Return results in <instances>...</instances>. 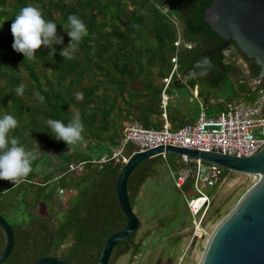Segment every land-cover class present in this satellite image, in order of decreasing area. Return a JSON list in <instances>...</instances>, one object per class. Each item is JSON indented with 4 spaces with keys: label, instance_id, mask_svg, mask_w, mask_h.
Returning <instances> with one entry per match:
<instances>
[{
    "label": "trees",
    "instance_id": "1",
    "mask_svg": "<svg viewBox=\"0 0 264 264\" xmlns=\"http://www.w3.org/2000/svg\"><path fill=\"white\" fill-rule=\"evenodd\" d=\"M211 2L0 0V115L16 117L18 125L9 135L18 136L33 157L31 172L19 183L0 180V216L8 222L14 237L13 250L2 264H34L46 257L68 264L97 262L106 239L126 225L115 182L124 160L136 149L128 145L117 161L99 164L98 160L108 158L118 147L128 123L161 130L166 121L174 132L198 117L185 115L174 103L163 116L162 79L171 70L172 58H177L179 74L189 79L191 96L196 88L203 106L209 112L218 111L215 116L230 103L254 99L242 70L230 59L241 58L249 78H258V67L233 42L220 53L215 51L224 41L204 22V12ZM30 3L42 10L46 20L56 22L57 35L64 37L62 44L41 46L32 60L12 48L11 33L15 16ZM70 14L79 16L88 28L71 60L59 54L70 41L65 27ZM179 37L191 48L175 47ZM52 48L56 49L54 53ZM203 56L211 59L212 67L206 75L193 77L191 73L199 71L196 62ZM20 83L26 85L23 95L15 92ZM78 92L83 93L82 100L77 99ZM37 93L45 99L40 101ZM76 114L84 126L81 141L67 145L50 135L47 118L62 119L67 124ZM87 142L92 143V153L80 150ZM49 148L61 154V161L52 170H43L41 163L50 155ZM78 163H84L82 173H70L68 166ZM181 166L175 156L141 162L127 182L132 210L148 179L158 176L161 168L176 172ZM227 174L223 170L220 183ZM192 184L190 178L182 192H189ZM59 190H63L64 200ZM135 239L136 234L118 244L108 264L127 254V264H132L133 258L144 251ZM3 246L0 231V252Z\"/></svg>",
    "mask_w": 264,
    "mask_h": 264
},
{
    "label": "water",
    "instance_id": "2",
    "mask_svg": "<svg viewBox=\"0 0 264 264\" xmlns=\"http://www.w3.org/2000/svg\"><path fill=\"white\" fill-rule=\"evenodd\" d=\"M204 22L224 41L215 51L220 53L235 43L242 55L255 62L258 78L264 82V0H212L204 12ZM157 156H186L229 173L251 175L246 193L207 239L199 264H264V145L247 157L171 146L130 155L115 182V194L126 225L106 239L95 264H108L112 250L138 231L139 221L129 203L127 182L141 162ZM192 173L195 174L194 169ZM0 231L4 236L2 264L13 250L14 237L10 225L1 216ZM34 264L68 263L46 257Z\"/></svg>",
    "mask_w": 264,
    "mask_h": 264
},
{
    "label": "built area",
    "instance_id": "3",
    "mask_svg": "<svg viewBox=\"0 0 264 264\" xmlns=\"http://www.w3.org/2000/svg\"><path fill=\"white\" fill-rule=\"evenodd\" d=\"M175 47L184 46L191 48L188 43H183L179 37L174 43ZM241 70L247 81V87L254 95V99L230 103L224 111L215 117H207L197 93L194 98L200 103V112L193 124L186 125L178 131H171L165 121L163 129L153 130L143 128L138 123H128L123 130L122 140L118 147L107 157H101L97 163L107 160H119L128 145L135 147L134 153H142L159 146H171L181 149L196 150L199 152H219L229 156H250L264 145V87L259 78H249L246 63L238 57H231ZM171 70L162 79L161 109L165 117L166 108L172 101L168 91L173 81L187 87L184 77L178 72L177 58L171 59ZM132 153V154H134ZM131 154V155H132ZM182 167L173 177V185L176 190L182 192L185 182L193 178V184L188 193H193L191 198L184 196L187 210L192 218V240L203 239L207 231L203 226V215L209 207L210 197L203 192L204 187L213 188L219 185L223 169L206 164L200 160H192L186 156H180ZM128 158L124 160L126 162ZM84 163L70 164L68 171L75 175L82 173ZM192 169L195 170L193 175ZM58 194L62 197L63 190Z\"/></svg>",
    "mask_w": 264,
    "mask_h": 264
},
{
    "label": "rangeland",
    "instance_id": "4",
    "mask_svg": "<svg viewBox=\"0 0 264 264\" xmlns=\"http://www.w3.org/2000/svg\"><path fill=\"white\" fill-rule=\"evenodd\" d=\"M224 54L227 55L228 52ZM185 81L188 83L189 79ZM170 88L168 95L172 96V101L169 105L172 102L175 104L174 96L179 98L186 95L191 99L188 110L193 117L197 112L198 104L192 99L191 89L176 84L175 81ZM199 101L202 103L201 100ZM204 111L207 117L218 113L215 109L209 112L205 108ZM48 153L50 155L47 156V160L41 163L44 166L43 170H52L61 161V154L56 153L52 148L48 149ZM159 171L158 176L148 179L143 184L133 207V213L140 223L135 241L142 243L144 251L133 258L132 264H199L207 239L246 193L251 175L229 173L216 189L203 188V192L210 197L209 207L203 215V226L207 235L203 239L192 240V218L187 210L184 196L191 198L193 193L176 190L166 168H161ZM61 199L64 200L63 196ZM62 209H67V205H62ZM67 245L68 243L65 246ZM129 260L130 254H127L115 264H127Z\"/></svg>",
    "mask_w": 264,
    "mask_h": 264
},
{
    "label": "clouds",
    "instance_id": "5",
    "mask_svg": "<svg viewBox=\"0 0 264 264\" xmlns=\"http://www.w3.org/2000/svg\"><path fill=\"white\" fill-rule=\"evenodd\" d=\"M66 34L70 37L69 43L64 46L59 54L64 59H73L79 47V43L88 34L86 23L76 14L68 16L65 26ZM11 33L13 36L12 48L22 53L25 59H35L36 50L41 46H52L63 43L64 37L57 35V23L46 20L42 10L35 4H27L22 7L11 23ZM56 51L52 48V52ZM212 67L209 57L203 56L196 62L198 72L191 75L204 76ZM26 85L20 83L15 92L23 95ZM40 101L45 98L39 93L36 94ZM77 99H83V93L78 92ZM49 133L58 141H63L67 145L76 144L83 139V123L78 114L65 124L62 119L47 118L45 121ZM18 125L15 116L9 113L0 115V180L19 183L32 170L33 157L28 153L25 146L20 143L18 136L9 133Z\"/></svg>",
    "mask_w": 264,
    "mask_h": 264
},
{
    "label": "crops",
    "instance_id": "6",
    "mask_svg": "<svg viewBox=\"0 0 264 264\" xmlns=\"http://www.w3.org/2000/svg\"><path fill=\"white\" fill-rule=\"evenodd\" d=\"M176 84H178V83H176ZM181 85V84H180ZM182 86H184V85H182ZM187 86L190 88V85H189V83H187ZM186 87V86H185ZM194 92H193V94H192V99H195L194 98V95H195V93H197L196 92V88H194ZM191 93V92H190ZM172 97V96H171ZM174 98H175V104H176V106L180 109V111H182V113H184L185 115H188V116H191L190 115V111L188 110V107H189V105H190V102H191V99L189 98V97H186V95H184L183 97H179V98H177V97H175L174 96ZM196 100V102H197V104H198V111L197 112H200V109H201V107H200V103L198 102V100L197 99H195ZM173 103V102H172ZM201 106L203 107V105H202V103H201ZM203 109H205V108H203ZM197 112H193L194 114V116L196 117V115H197ZM206 112V111H205ZM199 114V113H198ZM206 115H207V113H206ZM193 116V117H194ZM208 117H215V115H213V116H208ZM91 145H92V143L91 142H87V143H84L83 145H82V147L80 148V150L81 151H83V152H85V153H92V148H91ZM162 157H166V156H162ZM182 167V166H181ZM180 167V168H181ZM179 168V169H180ZM178 169V170H179ZM178 170L176 171V172H170V170L169 169H167V173H170V175H171V178H172V181H173V177H175L176 176V174H177V172H178ZM142 187H143V185H142ZM142 187H141V189H142ZM141 189H140V191H141ZM140 193V192H139ZM139 195V194H138ZM138 197V196H137Z\"/></svg>",
    "mask_w": 264,
    "mask_h": 264
}]
</instances>
